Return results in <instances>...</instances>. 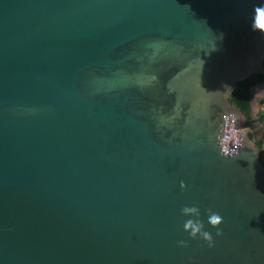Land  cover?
Listing matches in <instances>:
<instances>
[{
	"label": "water",
	"instance_id": "95a60500",
	"mask_svg": "<svg viewBox=\"0 0 264 264\" xmlns=\"http://www.w3.org/2000/svg\"><path fill=\"white\" fill-rule=\"evenodd\" d=\"M258 3L0 0V264H264L261 151L215 144Z\"/></svg>",
	"mask_w": 264,
	"mask_h": 264
},
{
	"label": "clouds",
	"instance_id": "9594fccd",
	"mask_svg": "<svg viewBox=\"0 0 264 264\" xmlns=\"http://www.w3.org/2000/svg\"><path fill=\"white\" fill-rule=\"evenodd\" d=\"M253 31L259 32L264 36V3H258L253 8L252 24ZM155 79V78H154ZM234 89L225 86L224 92H218L220 100L227 106L226 110L222 108L220 119L222 124L217 125V134L215 135V144L219 155L225 159H233L234 156L240 155L241 150L250 148L256 151H261L257 148L256 142L264 138V134L257 136L256 132L264 129V89L256 92L249 105L247 112L242 113L234 104L227 103L233 97ZM208 107V106H207ZM206 107V108H207ZM176 118L179 116V105L175 110ZM207 114V113H206ZM256 122L254 128L242 127L241 122L249 121ZM181 189H185L186 185L181 182ZM182 215L195 216L196 219H188L184 223V231L190 234L191 239L199 237L207 243L208 247L214 246L212 234L204 230V224L201 217V210L197 206H185L182 209ZM208 224L217 229L216 236H222L220 226L223 224V218L218 212H213L211 209L207 211ZM180 247H187V243L183 240L179 242Z\"/></svg>",
	"mask_w": 264,
	"mask_h": 264
},
{
	"label": "trees",
	"instance_id": "16d2710c",
	"mask_svg": "<svg viewBox=\"0 0 264 264\" xmlns=\"http://www.w3.org/2000/svg\"><path fill=\"white\" fill-rule=\"evenodd\" d=\"M264 83V76L259 74L251 75L249 78L237 83L234 86L233 97L229 100L234 104L242 113L247 112V106L250 103V89L258 84ZM260 146V145H259ZM261 162L264 165V155H261Z\"/></svg>",
	"mask_w": 264,
	"mask_h": 264
},
{
	"label": "flooded vegetation",
	"instance_id": "af4514ba",
	"mask_svg": "<svg viewBox=\"0 0 264 264\" xmlns=\"http://www.w3.org/2000/svg\"><path fill=\"white\" fill-rule=\"evenodd\" d=\"M264 84V83H263ZM258 85H260V84H258ZM257 85V86H258ZM253 92V91H252ZM250 94H251V98H250V100H252V98L254 97L253 95V93H251L250 92ZM240 126H244V127H248V128H254L255 127V123L254 124H252V121L249 119V121H246V122H241V125ZM258 144V146L261 148V155L263 156V154H262V142H258L257 143Z\"/></svg>",
	"mask_w": 264,
	"mask_h": 264
},
{
	"label": "crops",
	"instance_id": "0c3cea01",
	"mask_svg": "<svg viewBox=\"0 0 264 264\" xmlns=\"http://www.w3.org/2000/svg\"><path fill=\"white\" fill-rule=\"evenodd\" d=\"M260 89H264V84H260V85H258V86H255V87L253 88V92H252V93L255 95L256 90H260ZM254 95H253V96H254ZM262 134H264L263 131H262ZM262 134H261V135H262ZM256 135H257V133H256ZM261 135H260V136H261ZM257 136H259V135H257ZM258 142H262V154L264 155V138L259 139Z\"/></svg>",
	"mask_w": 264,
	"mask_h": 264
},
{
	"label": "rangeland",
	"instance_id": "374dc122",
	"mask_svg": "<svg viewBox=\"0 0 264 264\" xmlns=\"http://www.w3.org/2000/svg\"><path fill=\"white\" fill-rule=\"evenodd\" d=\"M258 90H256V92H257ZM256 94V93H255ZM257 133V135H261L262 134V129H260V132L258 131V132H256Z\"/></svg>",
	"mask_w": 264,
	"mask_h": 264
}]
</instances>
